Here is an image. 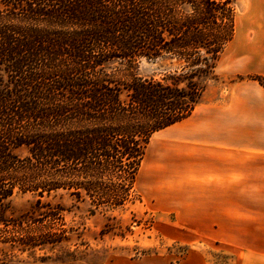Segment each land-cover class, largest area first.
Returning <instances> with one entry per match:
<instances>
[{"label":"trees","instance_id":"16d2710c","mask_svg":"<svg viewBox=\"0 0 264 264\" xmlns=\"http://www.w3.org/2000/svg\"><path fill=\"white\" fill-rule=\"evenodd\" d=\"M235 20L234 0H0V238L20 227L7 216L15 193L109 209L137 199L150 139L216 80ZM141 58L175 67L140 77Z\"/></svg>","mask_w":264,"mask_h":264},{"label":"rangeland","instance_id":"374dc122","mask_svg":"<svg viewBox=\"0 0 264 264\" xmlns=\"http://www.w3.org/2000/svg\"><path fill=\"white\" fill-rule=\"evenodd\" d=\"M234 3L235 34L216 65V80L207 83L200 97L201 103L214 100L235 83L253 81L256 75L252 71L264 62V50L261 46L256 49L253 36L257 24L264 28V0ZM261 34L264 40V30ZM174 67L166 59L141 58L133 71L158 80ZM156 138H151L142 166L151 160ZM14 152L19 157L27 154L24 148ZM144 172L141 167L136 177L137 199L116 209L95 207L65 192L43 197L41 205H36L34 194L15 193L7 216L20 227L8 228V236L0 238V264H236L233 249L198 235L208 229L183 226L173 213L155 210L154 193L160 189L149 188L155 179ZM56 207L62 209V221L53 223L46 215Z\"/></svg>","mask_w":264,"mask_h":264},{"label":"crops","instance_id":"0c3cea01","mask_svg":"<svg viewBox=\"0 0 264 264\" xmlns=\"http://www.w3.org/2000/svg\"><path fill=\"white\" fill-rule=\"evenodd\" d=\"M263 30L257 24L253 34L258 50ZM252 74L264 77V62ZM154 135L151 160L142 166L144 154L141 167L154 176L149 188L160 189L155 210L208 229L197 234L233 249L236 264H264V89L235 83Z\"/></svg>","mask_w":264,"mask_h":264}]
</instances>
